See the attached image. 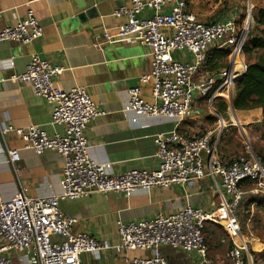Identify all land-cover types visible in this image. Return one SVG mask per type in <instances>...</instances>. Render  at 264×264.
I'll use <instances>...</instances> for the list:
<instances>
[{"label": "built area", "instance_id": "built-area-1", "mask_svg": "<svg viewBox=\"0 0 264 264\" xmlns=\"http://www.w3.org/2000/svg\"><path fill=\"white\" fill-rule=\"evenodd\" d=\"M33 1L26 0V4ZM166 6L169 12L163 13ZM144 8L152 10L150 17H139ZM250 12L248 7L238 27L230 19L200 22L188 11L186 0H130L112 13L122 19L113 31L103 28L95 34L94 39L99 43L119 39L149 48L150 70L138 77V85L128 89L126 107L138 116H166L176 120L175 128L153 136L158 166L152 170L129 169L111 174L106 166L89 158L85 130L103 112L84 87L62 91L53 85L52 78L62 72V67L32 55L24 70L10 77L12 82L28 84L51 107L50 121L62 125L63 131L48 135L35 125L25 128L7 125L0 128L1 136L9 133L18 136L25 142L24 147L37 155L54 150L63 165L59 194L33 197L20 191L8 199L0 198V264H81V255L111 248L107 241H99L87 233L73 235L71 227L75 220L60 210L62 200H76L93 193L130 194L155 187L183 189L204 178L217 190L218 201L211 210L187 205L165 216L157 213L139 221H116L119 248L153 252L152 258H125L126 263L161 264L158 250L165 246L196 254L199 264H213L204 238L206 226L212 225L222 229V242L229 241V264H253L239 221L244 195L240 186L249 182V194L261 197L264 208V163L252 152L229 160L219 155L222 132L232 122L226 124L216 112H213L216 125L198 136L188 137L177 130L180 122L196 113L195 97L205 99L209 108L218 98L231 101L234 82L246 70L241 50L252 19ZM41 35L42 26L27 6L16 24L0 30V42L30 44ZM211 47L227 49V66L203 74ZM174 52H185L190 59L179 61ZM145 84L151 86V102L140 94ZM229 116L234 120V113ZM7 154L11 164L18 160L17 150ZM53 236L61 240L54 241ZM14 254L26 258L18 262L13 259Z\"/></svg>", "mask_w": 264, "mask_h": 264}, {"label": "crops", "instance_id": "crops-1", "mask_svg": "<svg viewBox=\"0 0 264 264\" xmlns=\"http://www.w3.org/2000/svg\"><path fill=\"white\" fill-rule=\"evenodd\" d=\"M129 1L35 0L27 5L26 0H0V30L16 24L24 16L27 6L35 12L42 26L41 37L30 44L0 42V128L35 125L48 135L63 131L62 125L51 123V107L36 96L28 84L10 81L13 74L24 70L32 55H38L49 64L63 68L52 78L56 88L68 91L76 86L84 87L98 110L103 112L85 130L87 153L93 162L106 166L111 174L129 169H155L158 160L153 136L175 128L176 120L166 116H138L126 107L128 89L138 85V77L150 70L149 48L135 41L125 43L115 39L99 43L94 39L103 28L113 31L122 19L112 16V13L118 7L128 5ZM226 1L186 0V4L188 11L200 22H224L228 19L236 22L243 13L238 3L224 8ZM261 5L264 6V3L261 2ZM168 12L169 6L164 7L163 13ZM152 13L151 9L144 8L139 17L148 18ZM226 50L211 47L201 73H214L227 66ZM173 56L179 61L190 59L185 52H174ZM241 59L244 62L243 54ZM140 94L146 101H153L150 84L142 85ZM226 103L232 106L231 101ZM229 105L225 114L238 113L234 118H241L238 121L235 119L240 131H243L245 121L256 122L254 124L264 121V108L236 111ZM193 109L196 113L177 126L178 132L188 137L198 136L216 125L213 113L216 111L214 107H208L205 99L195 97ZM224 122L229 124L228 120ZM223 132L222 140L228 133L227 128ZM223 141L226 143V140ZM24 145L25 142L12 133L0 134V198L8 199L20 191L33 197L59 194L63 165L59 154L54 150H45L37 155ZM10 150L18 151V160L13 164L7 154ZM234 152L223 145L221 157L229 160ZM240 187L244 192L243 198L249 200L247 195H250L251 184L244 182ZM217 201L216 188L208 178H204L183 189L172 186L155 187L149 191L135 190L130 194L93 193L76 200H62L59 208L75 220L71 227L73 235L87 233L99 241H107L111 246L97 254L81 255V264H127L125 258H152L153 252L119 248L115 231L117 220L139 221L152 218L157 213L165 216L187 205L211 210ZM259 213L264 216V209L257 206L254 200L246 210L244 206L239 209L240 224L244 215L243 223L247 227L245 231L241 225L243 236L250 252L254 253L264 250V234L259 235L254 229ZM204 238L213 264H229V241H221L224 238L222 229L207 225ZM52 239L61 240L57 236ZM158 253L161 264H199L198 256L191 252L164 246L159 248ZM25 258L24 255H13L18 262Z\"/></svg>", "mask_w": 264, "mask_h": 264}, {"label": "trees", "instance_id": "trees-1", "mask_svg": "<svg viewBox=\"0 0 264 264\" xmlns=\"http://www.w3.org/2000/svg\"><path fill=\"white\" fill-rule=\"evenodd\" d=\"M254 0H252L253 2ZM256 4H252L251 18L252 24L249 25L246 33L245 41L242 46V54L245 58L244 63L246 65L245 72L240 75L234 82L232 90V107L236 111H246L255 108H264V0H256ZM243 14L236 21V24L241 26L243 22ZM213 22V21H208ZM226 55L228 51L226 50ZM226 67V66H225ZM224 67V68H225ZM227 103L222 99H216L212 103L215 111L218 114L224 115L227 110ZM223 132L222 135H224ZM222 140V136H221ZM220 140V144H221ZM220 144L218 147V153L221 156ZM259 160L264 163V156L254 153ZM249 200L245 201L244 209L255 201L256 196L251 195ZM242 198L240 202H243ZM257 206H262V199L255 201ZM253 260V264H264V250L259 253L250 252Z\"/></svg>", "mask_w": 264, "mask_h": 264}, {"label": "rangeland", "instance_id": "rangeland-1", "mask_svg": "<svg viewBox=\"0 0 264 264\" xmlns=\"http://www.w3.org/2000/svg\"><path fill=\"white\" fill-rule=\"evenodd\" d=\"M230 1H232V0H230ZM237 3H238L237 6H239L241 9V13H243V19H245L246 15H247L248 7L252 8V4L253 3L256 4L257 1L254 0L252 2V0H237L234 2H229L227 0L226 3H223V7L226 8L225 6H229L230 4H237ZM229 7H231V5ZM229 9H231V8H229ZM252 22H253V20L251 19V22H249V25H251ZM244 60H245V58H244ZM237 115H238V113H234L235 117ZM223 119H224V121L228 120L229 121L228 123L232 122V125L226 127L228 130V133L225 135L226 139L225 138L223 139V140H226V143L223 140H221V144H220L221 153L223 151V145H225V146L227 145L228 149L235 151L231 155V157H234L236 155L246 154L248 152H250V153L252 152V153H256V154L260 153L261 155L264 154V121L263 120L259 123L257 122V124H254L256 122L246 123L247 121H245L243 123V127H242L243 131H240L239 128L235 124V119H236V121H238L241 118H234V120H233L230 118L229 115L225 114V116H223ZM231 128H233L234 130ZM247 196L249 198L252 197L251 195H247ZM246 199L247 198H245L243 200V202L241 203V206H244ZM259 199H262V198L256 197L255 201H257ZM259 214L256 217V220L258 222L256 224H254V229H255V232L257 234L263 235L264 234V216L261 215V213H259ZM243 218H245L244 215L240 219L241 223H242L241 225H242L243 229L245 231H247L246 230L247 227H246L245 223H243Z\"/></svg>", "mask_w": 264, "mask_h": 264}, {"label": "bare ground", "instance_id": "bare-ground-1", "mask_svg": "<svg viewBox=\"0 0 264 264\" xmlns=\"http://www.w3.org/2000/svg\"><path fill=\"white\" fill-rule=\"evenodd\" d=\"M251 22V21H250ZM229 105V104H228Z\"/></svg>", "mask_w": 264, "mask_h": 264}]
</instances>
